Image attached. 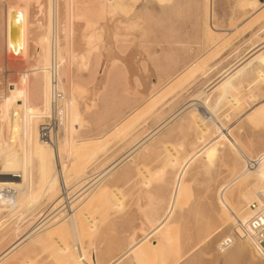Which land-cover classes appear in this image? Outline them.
Segmentation results:
<instances>
[{
    "label": "bare ground",
    "instance_id": "obj_1",
    "mask_svg": "<svg viewBox=\"0 0 264 264\" xmlns=\"http://www.w3.org/2000/svg\"><path fill=\"white\" fill-rule=\"evenodd\" d=\"M124 10L121 2L117 0H0V233L3 234H0L2 236L0 242L8 240L10 236L14 240L12 243L10 242L11 244L7 248L0 252V264L15 263L17 259L33 251L35 247H45L48 244H57L60 242L68 243L71 246L76 256L77 264H103L104 259L109 257L114 258L115 261L113 264H171L176 258H172L173 260H171L173 252L176 251L173 243L176 245L175 240L188 213L192 211V208L194 211L197 207L194 206L195 198L192 194L193 184L188 181L190 170L197 163H202L201 169L203 172H209L211 168L213 171L215 159L219 155L221 145L231 146L229 149L231 148L241 159L243 158L246 166L241 167V171L233 180L226 181L227 184L224 183L225 186H221L222 189L217 197L218 204H216L220 205L219 207L221 209H216L221 211V216L219 215L221 221L219 222L222 224L218 227H216L217 224H214L213 227L211 226L213 228L212 230L208 229L211 228L210 226H207L206 229L209 231L207 235L204 233L206 237L201 242V245L208 243V241L218 235L222 231V226H225L224 224H228L231 221L236 223L239 220L246 222L251 215L248 205L253 202H260L261 197L264 196V152L256 160H251L252 158L245 155L243 146L240 144L242 146L241 148V146L235 143L236 139L232 137L231 131L228 130L229 128H223L225 125L222 127L220 125L222 124L221 121V123L215 124L213 119L216 117L214 116L216 115V108L222 104L227 106V103L234 101V96H237L236 94L240 92L237 81L239 79V72L244 67L243 64L247 61H264V39L261 43L255 42L256 47H254V51H252V54L248 53L250 57L244 63L237 66L236 70L232 67L236 71L235 73L233 70L231 71L234 74L228 70L230 73L226 76L222 75L223 78L220 75L222 80H218L219 82L214 87L212 86L215 91L217 90L220 93L219 99L217 98L218 104L214 109L208 106L207 102L209 99L201 105L194 104L195 101H199H197V98H201V95L196 97L194 95L195 98L192 97L194 99H191V101L194 100L193 104L189 103L182 110H177V114H173L174 116L172 115V117L169 116L170 118L165 121L161 120V123L160 119H158L160 124L158 125L156 123V128L146 134V136H142L143 138L141 137L139 139L136 134L135 136L138 140L136 144H133L134 146L118 160L112 162L105 169L103 168L104 166L102 167L100 165L103 169L100 168L97 171L101 170L98 173V175H101V178L98 177L97 179L96 176L98 175L93 177L101 182L96 185L98 181L94 182L95 180H93L92 182L93 184L95 183L94 185L96 187L91 189L94 186L92 182L89 184L90 182L85 181L92 174L88 175L89 168L97 156L110 145L109 143L117 139L125 141V139L132 137L138 122L143 117L153 113L158 114L157 117L162 115V109H164L162 107H164L167 101L170 102V97H173L180 88L186 87L185 84L191 85L195 76L202 72L203 68L207 65L206 62V65L201 66V68L189 70L185 74L175 75L165 87H160V84L148 85L150 87L152 86V88L149 90L150 87H148L146 90H149L147 93L150 94L149 92H151V94L150 96L148 95L149 97L145 102V107L143 105L142 109L140 108L141 110L133 111L127 118L117 123L115 122L116 124L101 137L91 140H87L85 137H83L84 139H80L81 129L83 126L87 127L81 123V119L83 120V109L88 113L96 102L101 100L104 94L103 92L106 90L108 82H110L111 74L120 67V70H122L123 66L120 65L124 61L122 62L119 58L110 64H103L105 65L104 68L102 67L103 72L100 69L102 78H99L100 80L97 79L99 82L95 83L94 72L96 73L99 63L101 64L102 62L100 61L102 59L101 52L105 46V30L108 28L105 27L104 29L103 26L96 24L98 27L96 26V28L92 29L91 34L87 36L83 35L81 39L83 41L86 38L87 45L85 43L83 44L84 52L80 53L78 49L80 46L78 47L79 44H77L80 41V35H78L80 32L77 31V23L80 21L90 23L95 20L96 23H98L97 20H101L100 23H103L104 20L112 21V18L114 19L117 15V30L115 29V31H119V33L117 32L118 34L113 36L108 34L112 36L110 42H112L114 50L123 53L126 47L133 43L140 45L143 39L145 40L146 38L144 33L145 28L142 25L143 17L138 15L134 21L127 20L128 22H126L123 19L125 17L121 18L120 16ZM120 19L123 20L121 21ZM86 24L85 26L87 27ZM135 31H140L141 34L136 37V34H132ZM104 59L107 60L109 57L106 55ZM20 60H25L24 63L27 61L28 63L26 64L28 66L26 68L21 67L22 63H19ZM240 60L243 61V57ZM26 64L24 65L26 66ZM8 65L13 66V69L16 68L15 77L12 74L13 77H10V74L6 76L9 73L6 67ZM20 68H23V70ZM11 70L10 72L12 73ZM76 70L81 75H83L81 70H88L90 75L88 78H83V76H79L76 73ZM55 76L59 81V89L64 95V100L61 104L63 108V119L61 122L62 135L59 134L53 140V144H50L41 138L39 130L40 126L47 123L52 117L51 101L53 78ZM8 79L10 83L7 86L6 81ZM94 85L100 87L96 89L93 87ZM128 92L129 95L130 93L131 95L135 93L130 90ZM136 92L138 93V90ZM136 95L138 96L140 94L138 93ZM169 98L170 100H168ZM130 99L135 100L133 98ZM195 105L197 106L196 108L192 107ZM81 106H83V109ZM191 107L195 109L192 110ZM189 108L191 112L188 115L187 111L189 110L187 109ZM185 110H187L185 114L188 115L189 119L183 120L185 118H182L180 119L181 124L176 123V125L179 127L186 126L189 122V127L195 126V128H199L200 130L194 134V140L192 139L193 141H190L191 143L187 146L189 149L186 152H180L183 151L181 148L184 149L185 147L179 144L181 148L178 145L176 146L180 150H176L174 146L173 148H175L174 150L176 152L168 148L167 152L169 154L165 153L166 150L163 147H168V144L167 146L165 145V141L170 143V137H168V140H166L165 135L157 139L155 137L162 130L168 128ZM158 120L156 119V121ZM212 128L214 129L212 130ZM170 130L174 132L176 129ZM85 131H88V129ZM87 144L88 146L83 147L85 151H79L82 145ZM231 144L239 147H232ZM74 147H78L77 150L79 152H77L80 156L77 153L74 154L78 158L76 159L74 157L75 159H72V162L71 155L73 154ZM86 148L90 149L87 150ZM162 148L164 150H160V154H168L166 157L163 156L165 162L162 166L160 165L155 170L147 169L148 167L136 168L138 172L141 171L144 177L140 183V187L143 185V189L146 190L143 194L144 201L140 197L135 204L134 210L132 209L131 213L128 214L129 216H126L127 218L123 220L109 218L108 215L110 212L108 215L106 214L104 219H96L93 209L99 203L108 210H111V212L113 211L112 213H115L113 216H115L116 213H121L125 196H128L132 193V190H135L133 189L134 187H130L132 189L131 193L128 190L126 193L128 192L129 194L127 193L125 195L126 193H124L123 195L118 189L115 190L116 187H112L109 183L106 184L105 180L117 168L126 163L135 162V159L138 160V156L135 158L138 153L143 152L145 157L153 156L155 151L159 152V149ZM74 151L76 152V150ZM243 159L242 162H244ZM107 162L109 164L110 161ZM106 163L104 162V164ZM254 164L255 166H251V168L250 165ZM128 168L126 167L120 174V177L117 176L119 177L117 182H126L127 184L128 180L131 179ZM97 171L94 170L93 172L96 173ZM169 171L173 174L170 179L167 176ZM232 171H235V169ZM95 173L93 174L95 175ZM36 175L38 176L37 179ZM232 176L234 177L235 175ZM132 183L128 184L132 186ZM126 187L122 189L124 190ZM157 190L162 191V193L165 192V194L161 196V192H158L160 195L157 196ZM38 194L40 196L41 194H46L50 197L52 201L51 213L54 215L52 216L50 214V218H48L49 216L44 218L45 223H43V226L39 225L41 228L45 227L43 230L37 229L39 228L37 226L35 228L36 230L33 228L30 230L31 233L29 231L27 234H23L24 236L21 235L19 237V225L9 228L11 224H8V219L14 216H17L19 220L23 218L27 214L26 211H30L28 209L33 205L34 201H37ZM244 207H247L248 211H243V213L241 211ZM124 209L127 210L126 207ZM194 212L196 214V211ZM219 218H217L216 223ZM85 231L95 232L94 242L90 250H86L84 247ZM247 240H249L248 244L249 242L252 244L251 239ZM231 241L232 245L230 249L236 245L237 240L233 239ZM251 249L253 250V248ZM224 252L225 250H221V253ZM256 252L258 256L259 252L257 250Z\"/></svg>",
    "mask_w": 264,
    "mask_h": 264
},
{
    "label": "rangeland",
    "instance_id": "obj_2",
    "mask_svg": "<svg viewBox=\"0 0 264 264\" xmlns=\"http://www.w3.org/2000/svg\"><path fill=\"white\" fill-rule=\"evenodd\" d=\"M117 1H120L123 8L125 9L124 12H121L123 15L120 14V16L121 18L125 17L123 19L126 22H128L127 20L134 21L138 15H141L143 17L142 25L145 28L144 33L146 38L145 40L143 39V42L140 45L133 43L130 46H128L130 49L126 47L124 49L125 51L123 50V53L121 52L122 53L121 54L117 50H114L113 44L112 42H110L111 37L119 33V31H115L117 24L116 19L118 18L117 15L116 17H114V19L112 18V21L110 20L111 22L104 20L105 22L103 21V23L105 24L100 23L101 20L100 21L97 20L98 23L95 22L96 20L91 21L90 23L86 22L87 24L81 21L77 23L78 24L77 31L80 32V33L77 32L78 35H80V41L78 39L79 42H77V44H79L78 47L80 46L78 48L80 53L84 52L83 44L85 43L87 45V40H85L86 38H84L83 41L81 39L83 38V35L87 36L88 34H91L93 31L92 29L96 28L97 25H101L104 27V29L106 27L110 30V31L108 29L105 30L107 36L105 35V46L103 47L101 52L102 59H104L106 55L109 57V59L107 60L100 59V61H102L101 64L99 63L100 67L98 66L96 73L94 72V78L96 79V82L94 81L95 83L99 82L97 79L102 78V74H100V69L103 72L102 67L103 68L105 67V65L103 64H110L112 62L117 61L116 59L119 58L122 62L124 61L123 64L120 65L123 66L122 70H120L121 68L120 67L118 70L114 71L111 74L112 77L110 76V80H109L110 82H108V86L106 90L103 92L104 94L102 95L101 100L97 101L94 107L88 113L85 112L83 106H81V108L83 109L82 118L84 120L83 122V120L81 119V123L83 125L85 124L87 127L83 126V128L81 129L80 137H79L80 139L81 138L84 139L83 137H85V139L91 140L101 137L107 130L112 128L117 122L121 121L124 118H127L131 114V112L136 110H141L143 105L145 107L146 106L145 102L151 94V92H149L150 94H148L147 92L152 88V86L150 87L148 85L160 84V87H165L167 86V83H169L170 80H172V78L175 75L185 74L189 70L192 69L195 70L197 68H201V66L203 67L206 65V62L207 65L205 66V68H203L202 72L198 73L195 76L196 79L195 78L193 79L192 81L193 83L191 82V85L185 84L186 87L184 86L180 88L179 90L182 89L181 91L177 90L176 93L173 95V97H170L171 100L170 98L168 99L170 100V102L167 101L164 107H162L164 108L162 109L164 113L162 112V115H160L161 117L160 116L157 117L158 114L156 113L151 114L152 117L151 115L145 116L143 117V119L139 121L140 123L138 122L137 128L132 137L125 139V141L118 139L115 141H111V143H109L110 145H108L105 151H103L97 156L96 160L89 168L88 175H90L91 173L92 174L95 173L93 172L94 170L97 171V169H100L103 166H104L103 168L105 169L110 164H112V162L118 160L131 147H133L136 144V142L138 141L136 136L139 137V139H141L142 136L143 137L146 136V134L150 133L152 130L156 128L157 124L159 125L162 121H165L166 119L172 117L173 114L174 115L177 114L178 113L177 110H182L189 103L193 104L194 100L191 101V99H194L196 96L201 95L202 99L197 98V101L199 100L200 102L195 101L194 104L201 105L202 103H205V101H208L209 99V101L207 102L208 106L214 109L215 106H217L218 104L220 93L217 92V90L215 91L213 87L219 82L218 80H222L221 78H223V76H226L233 70L232 67L236 70L237 66H240L250 57V55L248 56V53L252 54V51H254L255 49L254 47H256L255 42L261 43L263 42L264 39V1L262 2V0H117ZM123 19L120 20L122 21ZM85 24L87 25V27L85 26ZM88 24H90V26H88ZM108 33L111 34L112 36L109 35ZM132 34L133 35L136 34L137 37V35L141 34V32L135 31L134 33L132 32ZM242 57H243V61L240 60V58ZM20 61L19 63L20 64L22 63V65L28 63L27 61L26 63H24L25 60L23 61L20 60ZM263 63L264 61L257 62L256 60H254L251 62L247 61L245 64H243L244 67L239 72V79L237 81L238 90L240 92L238 91L239 93L236 94L237 96H234L235 97L233 98L234 101L227 103L228 108L224 104L217 107L216 115H214L216 117L213 118L215 124H219L222 122V124L220 125L222 127L223 125H225V127L223 128H227V129L229 128L228 130L231 131L232 137L236 139L235 143L239 146L241 145L243 146L244 148L243 151L244 153H246L245 155L249 158H252L251 160H256V158H258L260 154L264 152V109H262V107H264V101H263L264 100L263 99L264 98V64ZM22 65L21 67L23 68H26L28 66V64H26V66L25 65L22 66ZM6 67L9 70V73L6 74V76L10 74L11 77L12 75L14 76L16 74L15 73L16 68L13 69L14 67L11 65L10 66L8 65ZM23 68L20 69L23 70ZM10 70L12 71V73L10 72ZM235 70H233L234 73L236 72ZM81 71L83 72V75H81L80 73ZM81 71L79 72L80 74H78L76 70V73L79 76L80 75L83 76V78H88V76L90 75L88 70L87 71L81 70ZM233 72L231 73L234 74ZM220 75L223 76L221 77ZM8 81H6L7 86L10 83L9 79ZM257 81L258 83L260 82L259 85H257L258 84ZM93 87L97 89L100 86L96 87L94 85ZM148 87H150V89L146 91ZM210 88L213 92L209 90ZM129 90L135 93L133 95H131L130 93L129 95L128 92ZM137 90L138 93L143 96L140 95L137 96L136 95L138 94L136 92ZM126 93L128 94V96ZM174 97L177 98L174 99ZM130 98H133L135 100H132ZM259 98L261 99V101H259L260 100ZM192 107L196 108L197 106L195 105ZM192 107H191L192 110L195 109ZM191 109L190 108L187 109L189 111L185 110V112L183 113L184 115L181 114L179 117H177V119L174 120L168 128L162 130L161 133H159V135L155 137V139H157L165 135L166 140H168V137H170L169 138V140L171 139L169 141L170 143L165 141V145L167 146L168 144V147L165 146L163 147L166 150L165 153H168L167 152L168 148L169 149L171 148L172 150L171 149L170 150L173 152H176V150L178 149L180 150L181 147L179 144H182V147H185L184 149L181 148L183 151L180 152H186L189 149V147L187 146L191 143L190 141L193 139V137H195L194 134L196 133V131H199L200 129L195 128V126L189 127L188 126L189 122L188 124H186L187 127L183 125L186 128H184L183 126L179 127L178 125H176V123L181 124L180 119L182 118H185L183 120L189 119L188 115L190 114ZM228 109L231 110L229 111ZM185 113H187L188 115H186ZM154 114L156 115V118ZM185 115L187 118L185 117ZM163 116L164 118H162ZM150 117L151 119L149 120ZM156 119L157 120L160 119V123L159 120L156 121ZM183 120L182 122H184ZM143 121L144 124L142 125ZM217 121L219 122L217 123ZM220 125L219 127H221ZM138 127L141 128L138 129ZM84 128L88 129V131H85L86 129L84 130ZM181 128L182 130H180ZM214 128L216 129V127ZM214 128H212V130ZM170 129H174V130L176 129V130L173 132ZM227 129L226 131H228ZM170 131L172 132L170 133ZM164 132L165 133L167 132L168 135L165 134ZM61 133L62 132L60 131V135H62ZM170 134H172V136H170ZM169 144L172 145L169 146ZM176 145H178V147L180 148L177 149ZM237 145L235 146L239 147ZM85 146H88V144L84 146L82 145L81 146L82 149L79 147L80 148L79 151L85 149L83 148ZM174 146L176 150H174L175 149L173 148ZM235 146L232 145V147ZM229 147L231 146L229 145L220 146L219 155H218L219 157L217 156V158L215 159L216 160L214 165L215 169L213 168V171L211 168L209 172L206 173L205 171L203 172V170L201 169L202 163H197L190 170V173L188 175L189 176L188 181L193 184L192 194L194 195L195 203L197 202L198 205L197 203L196 205L194 203V206L195 207L197 206L195 208L196 210L194 209V211H196V214L192 208L191 209L192 211L188 213L187 218L185 219L184 223L182 224L179 230L180 232L177 236V239L175 240L176 245L175 243H173V247L175 246L174 249H176V251L173 252L171 260H173L175 257L176 258L172 261L171 264H176V263L177 264L178 263L179 264H185V263L186 264H264V257H262L259 254L258 256L256 255L257 252L254 245L251 244L250 242L248 244L249 240L247 239L237 240L236 245L233 248L225 251L224 253H221L219 251L218 249L219 242L224 237L229 236L233 231L234 228L233 225H235L233 221L229 222L228 224H224L225 226L224 227L222 226V231L218 235L213 237L210 241H208V243L201 245L202 244L201 242L204 240V238L207 235V232L209 231L208 229L212 230L214 224L215 225L217 224L216 227L222 224L221 222H219L221 221V217L219 218V215L221 216L220 214L221 211L219 209L221 208L219 207L220 205H216L218 204L217 197L219 195L220 190L222 189L221 186L224 187L225 184H227V182L233 180L236 177V175L241 171L240 169H242L243 166L244 167L246 166L245 160L242 158L244 161L242 162L241 157L238 154L236 155V153H234V151L231 148L230 150ZM77 148L74 147V150H76V152L73 150V154L71 155L72 162H73L72 159H75L74 157H76V159L78 158L76 155H74L76 153L79 154ZM163 148L159 149V152L155 151L154 153L155 155L153 154V156L151 155L145 157L143 152L138 153L135 156V158L138 156L137 157L138 160L134 158L135 162H129L117 168L114 171V173L109 178H107V180H105L106 184L109 183L112 187L114 188L116 187L115 190L118 189L120 192L123 193V195L128 190H129L128 192L131 193L132 189L130 187L132 188L134 187L133 189L135 190L134 191L132 190L131 194L127 192L129 195L125 196V199L123 200L124 205L122 211L121 213L118 214L116 213L115 216H113L115 214L112 213L113 211L111 212V210H108L107 208H105V206L103 207L99 203L93 209L95 214L94 216L96 219L102 220L105 218L106 214L108 215V213L110 212L108 215L109 218L112 219L116 218L117 220H123L129 216L128 214L131 213L132 209L134 210L135 204L140 197L143 198L144 201L143 194L144 192H146V190L143 189V185L140 187L141 185L140 183L144 177L141 174V171L138 172L137 171L138 169L136 168L148 167L147 169L155 170V168L156 169L159 168L160 165L162 166L163 163L165 162L163 158L169 154L168 153L165 155L164 151H162L164 155L162 153L160 154L161 152L160 150H164ZM229 150L234 155L231 154ZM111 157L113 158L112 159L113 161L111 160ZM107 161H110L111 163L109 162L108 164ZM104 162L107 163L104 164ZM154 162L156 164L159 163L158 164L159 166L156 165ZM154 164L155 166H153ZM125 166L127 168L129 167L128 168L130 170L129 177L132 179V180L129 179L127 184L126 182L123 183L117 182V180L120 177V174L126 169ZM251 166L254 167L255 164L250 165V167ZM225 167L228 168L226 169ZM234 169L235 171H232ZM100 171L98 170L96 172L97 174L95 173V175L91 174L89 178L85 179V181L90 182L89 184H91L93 180H95L94 182L98 181L94 177L98 175ZM210 173L212 176L209 175ZM172 175H173L172 172L169 171L167 175L168 179L172 178ZM232 175L235 176L233 177ZM100 176L101 175L96 176L97 179ZM37 177L38 176L36 175V179ZM130 181L133 182L132 186H130L131 184H128L131 183ZM100 182L101 181L96 182V185L100 184ZM94 184L92 182V185ZM96 185H94L91 189L96 187ZM123 187L126 188H124L123 190L122 189ZM151 191L153 190L151 189ZM158 192H161V196L165 194V192L162 193V191L157 190L156 193L157 196L160 195L158 194ZM127 193L125 195H127ZM38 195H37L38 197L37 201L36 202L34 201L32 205L35 206L36 209L35 207L32 208L31 206L30 208L32 209L29 208L28 210L30 211H26L27 214L20 220L17 218V216H14L12 218L10 217V219H8L9 220L8 224L12 225V226L9 225V228H13L16 225L17 226L19 225V235H18L19 237L23 234L24 235L27 234L33 228L34 230H36L35 228H37V226L39 227V225L43 226V223H45L44 218L48 216H49L48 218H50V214L52 215L51 213L52 201L50 200V197L46 194H41V196L40 194ZM125 207L127 208V210L124 209ZM243 211L247 212L248 211L247 207H244V209L241 212ZM217 218L220 219V220L218 219L219 223L218 222L216 223ZM41 226L37 229L43 230L45 228V227L41 228ZM207 226L210 227L212 226V227L206 229ZM216 227L214 226V228ZM204 233L206 235H204ZM0 234L3 235L2 233ZM1 235L0 238L2 237ZM94 236H95L94 231L84 232V247L86 248V250H90L94 242ZM11 238L12 237L10 236L8 240L5 241L3 240L2 242H0V252H2L14 241ZM251 248H253V250ZM75 257L76 256L72 251L71 246L68 243L60 242L57 244H48L45 247H41V246L35 247L33 248V251L28 252L26 256H23L22 258L17 259L15 263L12 262L10 264H77V260ZM114 261L115 260L113 257H109L104 259L103 264H113Z\"/></svg>",
    "mask_w": 264,
    "mask_h": 264
},
{
    "label": "built area",
    "instance_id": "obj_3",
    "mask_svg": "<svg viewBox=\"0 0 264 264\" xmlns=\"http://www.w3.org/2000/svg\"><path fill=\"white\" fill-rule=\"evenodd\" d=\"M59 81L55 76L53 78V93H52V117L47 123L40 126L41 138L53 144L61 131V122L63 119L62 102L64 95L59 89ZM249 212L251 213L246 222L237 221L234 225L233 231L229 236L224 237L219 242V251H226L230 249L233 239L245 240L251 239L252 244L259 254L264 257V196L261 197L260 202H253L248 205Z\"/></svg>",
    "mask_w": 264,
    "mask_h": 264
},
{
    "label": "water",
    "instance_id": "obj_4",
    "mask_svg": "<svg viewBox=\"0 0 264 264\" xmlns=\"http://www.w3.org/2000/svg\"><path fill=\"white\" fill-rule=\"evenodd\" d=\"M264 0H262V2H263Z\"/></svg>",
    "mask_w": 264,
    "mask_h": 264
}]
</instances>
